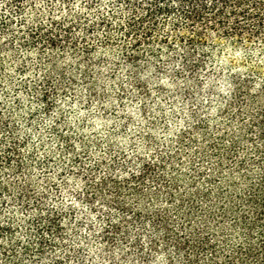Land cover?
<instances>
[{
    "label": "trees",
    "instance_id": "16d2710c",
    "mask_svg": "<svg viewBox=\"0 0 264 264\" xmlns=\"http://www.w3.org/2000/svg\"><path fill=\"white\" fill-rule=\"evenodd\" d=\"M0 264H264V0H0Z\"/></svg>",
    "mask_w": 264,
    "mask_h": 264
},
{
    "label": "rangeland",
    "instance_id": "374dc122",
    "mask_svg": "<svg viewBox=\"0 0 264 264\" xmlns=\"http://www.w3.org/2000/svg\"><path fill=\"white\" fill-rule=\"evenodd\" d=\"M162 86H163L164 88H166V89L172 90V86H171L170 82H168V81H165V82L162 84Z\"/></svg>",
    "mask_w": 264,
    "mask_h": 264
}]
</instances>
